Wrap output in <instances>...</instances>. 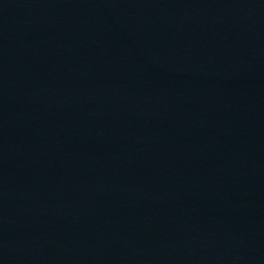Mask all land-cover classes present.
Listing matches in <instances>:
<instances>
[{"label": "water", "instance_id": "obj_1", "mask_svg": "<svg viewBox=\"0 0 264 264\" xmlns=\"http://www.w3.org/2000/svg\"><path fill=\"white\" fill-rule=\"evenodd\" d=\"M0 264H264V0H0Z\"/></svg>", "mask_w": 264, "mask_h": 264}]
</instances>
